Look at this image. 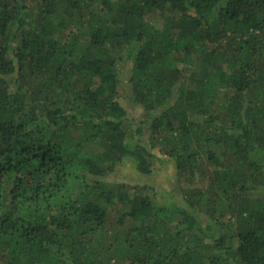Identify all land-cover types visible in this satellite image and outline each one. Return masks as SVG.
Instances as JSON below:
<instances>
[{"label": "trees", "instance_id": "obj_1", "mask_svg": "<svg viewBox=\"0 0 264 264\" xmlns=\"http://www.w3.org/2000/svg\"><path fill=\"white\" fill-rule=\"evenodd\" d=\"M112 261L264 264V0H0V264Z\"/></svg>", "mask_w": 264, "mask_h": 264}, {"label": "rangeland", "instance_id": "obj_2", "mask_svg": "<svg viewBox=\"0 0 264 264\" xmlns=\"http://www.w3.org/2000/svg\"><path fill=\"white\" fill-rule=\"evenodd\" d=\"M127 105H129V103ZM135 115H137V114H135ZM159 158H161V157H159ZM167 163H168V161L166 159L159 160V161L157 160L156 167L160 169L162 166L167 165ZM168 170H169L168 173L171 174L172 170H173V166L171 165ZM162 177H163L162 174L156 176L155 177L157 180L156 183L160 184V179H162ZM108 180L113 181V182H117V183L127 184L130 187L131 193H132V191H134L132 189V187H134L136 185L148 184V185H153V186L154 185L159 186L158 184H155L154 181L149 180L148 176H145V175L138 173L136 171V169H134L131 166V164L127 161L124 162L122 165H120L117 168V171L115 173H113ZM190 181H191V179H190ZM190 181H184L183 182L184 187L190 186L193 184L202 185V183L204 182L203 179H201L199 177L196 179V182L193 184H191L192 181L191 182ZM111 216L114 217L113 219H115L117 217V214L115 212H113V210H112ZM110 264H113V261Z\"/></svg>", "mask_w": 264, "mask_h": 264}]
</instances>
